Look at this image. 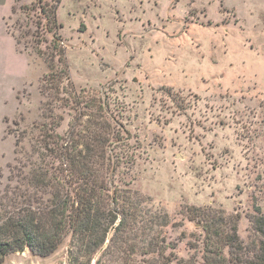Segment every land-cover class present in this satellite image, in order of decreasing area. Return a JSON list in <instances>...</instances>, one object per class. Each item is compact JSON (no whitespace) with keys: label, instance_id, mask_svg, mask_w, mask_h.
<instances>
[{"label":"rangeland","instance_id":"1","mask_svg":"<svg viewBox=\"0 0 264 264\" xmlns=\"http://www.w3.org/2000/svg\"><path fill=\"white\" fill-rule=\"evenodd\" d=\"M37 2L53 1L14 0L7 31L34 32ZM61 2L59 35L74 90L106 100L126 132L114 150L122 164L116 184L167 214L163 231L178 243L179 258L192 255L189 243L201 249L205 235L192 208L238 215V236L249 245L248 217L264 214V0ZM24 46L25 55L0 47V186L18 133L44 122L46 66ZM59 114L64 135L78 111ZM3 264H68L67 249L45 258L26 250Z\"/></svg>","mask_w":264,"mask_h":264},{"label":"trees","instance_id":"2","mask_svg":"<svg viewBox=\"0 0 264 264\" xmlns=\"http://www.w3.org/2000/svg\"><path fill=\"white\" fill-rule=\"evenodd\" d=\"M52 1L37 2L34 32L22 25L20 34L9 32L18 51L23 44L32 48L46 73L39 83L44 122L18 133L13 164L0 186V264L26 250L45 258L63 245L68 264H264L260 210L248 217L253 240L244 245L238 215L192 208L190 219L198 220L205 235L201 249L188 244L192 255L184 259L176 255L178 243L164 234L167 214L151 211L142 194L116 184L122 164L114 150L126 132L106 100L76 94L59 35L62 0ZM76 109L68 131L60 135L64 118L59 113Z\"/></svg>","mask_w":264,"mask_h":264},{"label":"crops","instance_id":"3","mask_svg":"<svg viewBox=\"0 0 264 264\" xmlns=\"http://www.w3.org/2000/svg\"><path fill=\"white\" fill-rule=\"evenodd\" d=\"M13 4L14 0H0V47L2 48L5 44H9V47L13 49L15 53L25 55L24 53L18 51L14 38L6 28V19L11 13Z\"/></svg>","mask_w":264,"mask_h":264}]
</instances>
